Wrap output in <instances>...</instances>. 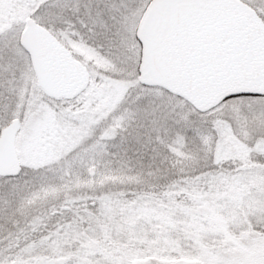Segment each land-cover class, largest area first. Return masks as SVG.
<instances>
[{"label": "snow or ice", "instance_id": "snow-or-ice-1", "mask_svg": "<svg viewBox=\"0 0 264 264\" xmlns=\"http://www.w3.org/2000/svg\"><path fill=\"white\" fill-rule=\"evenodd\" d=\"M32 3L38 5L33 19L39 17L51 33L52 51L63 45L65 59H80L67 56L71 45L87 46L112 69L95 85L119 95L109 119L57 170L0 176V264H82L78 244H60L83 224L81 207L99 212L93 203L103 190L74 191L77 176L98 182L135 173L151 179L185 166L195 177L219 174L239 183L264 176V0ZM36 55L19 31L0 34V136L29 109L40 108L36 121L47 117L40 106L48 99L33 68ZM65 118L73 119L72 112ZM49 188L67 195L42 202L38 195ZM256 216L264 211L248 216L252 227L241 229L248 234L240 245L258 252L264 264V224ZM218 264L248 262L224 253Z\"/></svg>", "mask_w": 264, "mask_h": 264}, {"label": "rangeland", "instance_id": "rangeland-1", "mask_svg": "<svg viewBox=\"0 0 264 264\" xmlns=\"http://www.w3.org/2000/svg\"><path fill=\"white\" fill-rule=\"evenodd\" d=\"M37 7L32 0H0V34L21 33L27 16L49 32L38 23L39 17L33 19ZM71 48V54L80 57L77 60L89 74L88 83L71 99L55 98L43 92L48 99V104L40 106L47 112L43 122L35 120L40 108L29 109L23 119L17 118L21 126L14 147L21 169L42 168L58 162L84 138L94 136L102 127L104 116L117 107L119 93L94 83L103 72L112 71L111 66L85 45L72 44ZM69 112L73 119L65 118ZM243 158H247V153ZM248 167L257 169L259 165L250 163ZM127 177L129 182L142 178L135 173ZM184 178L179 186L166 188L171 194L158 195L161 197L156 199L131 194L102 195L93 203L99 205L98 213L81 207L83 224L69 232L60 246L78 244L82 264L180 261L218 264L224 253L242 258L248 264H260V254L243 249L240 238L248 234L241 231L245 225L251 230L248 216L264 211V176L253 174L247 183L231 181L219 174L206 177L187 174ZM109 183L105 180L96 189H103ZM172 189L177 190L175 196ZM72 199L81 205L88 203L82 197ZM256 223L264 224V216H256ZM231 228L238 231L232 232Z\"/></svg>", "mask_w": 264, "mask_h": 264}, {"label": "water", "instance_id": "water-1", "mask_svg": "<svg viewBox=\"0 0 264 264\" xmlns=\"http://www.w3.org/2000/svg\"><path fill=\"white\" fill-rule=\"evenodd\" d=\"M21 42L37 55L33 59L38 86L48 95L72 98L82 91L88 82V73L76 59H65L66 50L58 45L59 52L51 49V35L36 25L30 17L24 20L20 34ZM71 57V53H67ZM21 126L19 119H13L4 136H0V176L17 175L21 167L14 148V140ZM174 264H199L181 261Z\"/></svg>", "mask_w": 264, "mask_h": 264}, {"label": "trees", "instance_id": "trees-1", "mask_svg": "<svg viewBox=\"0 0 264 264\" xmlns=\"http://www.w3.org/2000/svg\"><path fill=\"white\" fill-rule=\"evenodd\" d=\"M29 15V14H27ZM115 109V108H114ZM110 110L108 114L104 116V123L109 119L111 116L112 111ZM103 123V125H104ZM102 125V126H103ZM93 137H86L83 139L81 143L84 142V140H90ZM80 143V144H81ZM79 144V145H80ZM76 146L74 149L71 151L67 152L62 159H60L58 162H55L53 164L44 166L42 168H31L29 169L30 171H35V170H47L48 172H53L57 170L60 167L61 161L66 160L67 157L77 148L79 147ZM73 159H76V157H73ZM59 166V167H58ZM191 174L190 169L188 166H185V168L182 171H177L176 174L174 175H168L167 173L163 174H156L151 177V179H145L144 177L142 178H137L136 180L133 179L134 181H128L127 175L128 173H114L110 174L109 176L103 178L102 180L98 182H94L92 180H82L79 179L77 176V179L72 186L74 191L78 192H94L99 188L101 185V182L108 180L110 183L107 185V187L103 188V196L105 195H115L119 197H123V195H133L135 197H147V198H160L163 195H167L170 192L166 190V188H172V186L177 185L179 186L180 183L183 181V178L185 175ZM192 175V174H191ZM185 179V178H184ZM148 182V183H147ZM168 184V186H166ZM52 191V193H50ZM50 192H44L40 193L38 196V199H40L42 202L43 201H48L50 199H57L60 195H67V193L61 191H58L57 189L53 188L50 190ZM172 194L174 193L173 196L176 195L177 190L172 189L171 190ZM171 194V193H170ZM161 195V196H158ZM163 198V197H162ZM164 199V198H163ZM232 232H237L238 228H231ZM236 234V233H234Z\"/></svg>", "mask_w": 264, "mask_h": 264}, {"label": "flooded vegetation", "instance_id": "flooded-vegetation-1", "mask_svg": "<svg viewBox=\"0 0 264 264\" xmlns=\"http://www.w3.org/2000/svg\"><path fill=\"white\" fill-rule=\"evenodd\" d=\"M60 98H62V97H60Z\"/></svg>", "mask_w": 264, "mask_h": 264}]
</instances>
